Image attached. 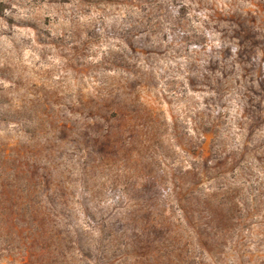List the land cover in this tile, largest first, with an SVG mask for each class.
I'll list each match as a JSON object with an SVG mask.
<instances>
[{
    "label": "trees",
    "instance_id": "trees-1",
    "mask_svg": "<svg viewBox=\"0 0 264 264\" xmlns=\"http://www.w3.org/2000/svg\"><path fill=\"white\" fill-rule=\"evenodd\" d=\"M250 17L230 10L224 25H208L192 18L182 0L159 1L137 42L128 38L110 61L126 87L81 105L89 120L62 124L77 145L62 164L86 171L145 161L160 176L140 186L131 198L134 207L143 204L150 212L156 210L152 199L173 198L184 215L183 230L173 229L164 214L162 222L137 221L129 206L122 211L130 222L118 217L123 213L106 216L81 197L73 209L84 211V219H75L77 211L54 196L59 181L24 178L17 151L7 164L0 161V224L10 226L4 241L19 258L12 264H157L162 258L169 264H200L203 258L229 264L230 251L234 264H264V30L252 26ZM176 74L186 91L199 88L205 95L195 129L199 142L190 132L184 135L190 170L167 163L152 114L134 99V84L174 83ZM49 160L57 169L59 160ZM6 186L11 192L5 198Z\"/></svg>",
    "mask_w": 264,
    "mask_h": 264
},
{
    "label": "rangeland",
    "instance_id": "rangeland-1",
    "mask_svg": "<svg viewBox=\"0 0 264 264\" xmlns=\"http://www.w3.org/2000/svg\"><path fill=\"white\" fill-rule=\"evenodd\" d=\"M159 1L167 4L173 0H0V161L7 164L9 155L13 157L19 151L24 178L42 179L45 184L59 181L60 189L54 196L77 211H72L75 219H84V211L73 209L81 197L106 216L123 213L118 217L132 221L122 209L133 208L137 202L131 198L137 196L140 186L160 176L157 168L155 171L142 160L138 165L111 162L86 171L62 164L77 145L72 133L64 134L61 129L64 122L74 126L79 120L90 119L86 111H80L81 105H90L112 90L126 87L120 71L111 69L110 61L122 53L128 38L137 42L141 24L154 13ZM182 1L192 18H201L208 25H224L223 15L236 10L251 16L252 26L264 30V0ZM175 76L174 83L159 80L160 85L134 84L138 85L134 99L152 114L160 138L158 151L166 156L167 163L190 170L184 135L190 132L189 137L199 142L195 129L202 123L205 95L199 88L186 91L183 76ZM49 159L59 160L57 169ZM48 164L54 168L50 170ZM148 172L153 176L142 174ZM5 192L6 198L11 189L6 186ZM172 199H152L156 210L150 212L143 204L134 207L133 218L162 222L160 216L164 214L172 228L181 231L184 215ZM110 203L113 207L107 206ZM9 232V225L0 224V264L19 259L4 241ZM191 242L200 257L202 251L195 239ZM233 254L230 251L229 264H234ZM122 262L137 264L133 259ZM196 262L211 264L205 258ZM169 263L162 258L157 264Z\"/></svg>",
    "mask_w": 264,
    "mask_h": 264
}]
</instances>
